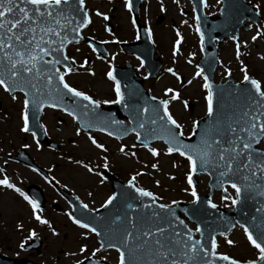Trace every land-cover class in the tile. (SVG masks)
I'll return each instance as SVG.
<instances>
[{
  "label": "rangeland",
  "instance_id": "1",
  "mask_svg": "<svg viewBox=\"0 0 264 264\" xmlns=\"http://www.w3.org/2000/svg\"><path fill=\"white\" fill-rule=\"evenodd\" d=\"M88 4L93 10L91 29L94 30V27L98 29L105 23L104 16H107L113 22V27L120 38L132 37L129 13L125 10L124 0L89 1ZM181 7L184 11H189L181 14ZM215 8L216 0L207 1L206 12L211 13ZM97 12L101 15H97ZM160 12H164L165 19L159 24H155V19ZM142 19H145L146 22L149 21L153 27L159 47L158 55L165 59L166 64L167 62L168 65L174 63L172 69L176 72L172 76L166 71L162 77L155 78L152 81L153 93L169 101V115L180 125L182 135L189 136L194 126L193 122L207 114V102L204 100L206 90L202 88V76H196V70H198L196 57L201 54L195 38L196 34L193 31L195 21L192 18V12L188 4L184 2H174V0H167L163 4L150 2L147 3L143 11ZM173 25H176V29H173ZM173 30H175L174 33ZM256 32H258L256 29L241 31L243 48L240 49L239 59H237L236 53L238 52H235L236 48L233 42L227 41L221 45L219 65L215 72L216 81L224 80L228 73L235 81H242L244 75L248 74L258 81L264 90V35H258L253 42L249 41L255 37L254 33ZM175 35L184 37L183 43L180 44L177 51L171 49L174 38H176ZM188 40L192 49L186 48ZM114 49L118 50L117 47ZM190 54L193 55L190 56ZM172 59H174L173 62ZM94 68L95 75L93 77L72 76L69 78V82L74 83L83 91L89 90L87 93L90 92L89 94L94 97L105 100L110 97L109 86L103 81L100 73L102 68L100 70L97 64ZM179 77L180 79H178ZM167 89L172 91L165 94ZM174 91L180 98L179 100L171 98ZM14 96L15 99L9 95L4 97V94L0 92L2 103L0 108V145L4 146L9 142L14 147L28 145L26 150L31 157L48 169L55 166L52 173L63 184L75 189L79 194L78 198L85 204L91 202L94 207L101 205L110 191L109 188L99 184L102 180L99 175L101 169L109 168L105 165V158L112 162L115 174H120L123 179H126L129 173L135 174L137 185L149 190L160 202L193 201V191L202 194L207 192L208 177L194 175L196 183L194 186L189 185L188 179L191 172L189 161L178 154L177 156L169 155L168 149L161 143L153 144L152 149H155L157 153L155 156L152 155V151H144L138 147L136 152H127L126 148L135 146L130 139L111 141L102 136L92 137L93 134L79 132L75 123L69 118L65 117L61 123L58 122L57 115L59 113L55 114L53 111L47 110L42 119L47 133L61 145V148L54 151L49 150L45 145L36 144L29 139L30 135L27 136L20 130L22 128L21 103L19 98ZM183 100L191 102L192 110L190 105L187 106L189 111L186 109ZM92 140H95L96 144L105 145L106 151L96 147ZM259 146L264 149V140ZM37 182L40 183V181ZM226 191L229 195L228 199H224L219 193H214L211 201L220 206H231V201L236 198V193L230 188H226ZM4 192L6 191L0 190V246L4 248L5 240V244H11L16 249L20 230L15 229V226L22 225L25 219H28V214L19 207L17 199L12 195L4 194ZM51 216L58 222V217L54 214ZM60 221V225L63 226L62 221L64 220L61 218ZM4 225L8 227L7 230H4ZM60 231L68 232V243L72 244L68 247L74 252L78 251L80 243L86 242L83 238L78 237L77 229L75 230L68 224L61 227ZM229 240L233 243L229 244L227 242ZM217 241V250L233 258L251 260L257 257L255 247L246 239L244 230L241 228H236L226 237L218 238ZM60 243V239L50 237L48 251L58 249ZM63 258L65 259V257Z\"/></svg>",
  "mask_w": 264,
  "mask_h": 264
},
{
  "label": "water",
  "instance_id": "2",
  "mask_svg": "<svg viewBox=\"0 0 264 264\" xmlns=\"http://www.w3.org/2000/svg\"><path fill=\"white\" fill-rule=\"evenodd\" d=\"M69 4L70 9L65 10L67 20H60V25H64V27H60V25H57L55 21H53L52 27L58 30L55 34L50 33L48 36L44 37V39L55 41V43L52 44L53 48L60 49L69 38L76 39L80 29L85 26L79 27V24L83 23V13L86 12L80 8V0H69ZM58 7L64 10V6ZM53 15H55V13H53ZM223 19H229L230 21L216 23L214 28L218 33H224L225 31L233 32L234 28L236 29L239 25V22H234L227 16H224ZM69 25H71V27ZM76 29H78V32ZM61 35L67 37L62 45L59 39ZM61 51L58 53L61 54ZM51 55H54V53H51L50 56ZM208 80L210 85L209 89L212 92L213 115L197 124V130L193 137L189 139H179L176 137L177 143H169L170 132L175 133V130L174 126L168 124L164 116V106L155 99L145 98L140 90H133L129 93L122 87L121 93L124 100L118 107H112L107 111L110 112L111 115L105 116V113L99 109V107H94L89 104L85 105L79 102L76 103L75 109L69 110V112L73 113L84 128H100L103 124H107L110 128L109 132L116 136H123L128 132V129H125L124 133L119 132L120 127L118 126L121 117L126 116L133 121V125L136 127L135 130L140 137L138 141L147 145V143L152 140L162 139L173 149H179V151H183L188 157L191 156L195 171L199 172L205 170L211 175H215L223 169L216 168L211 162L202 165L201 159L198 158L197 153L194 152L193 149H203L202 140L204 139H207L209 142L217 139L218 130L223 132L228 123L241 113L244 106L248 103V93L245 92V89H248L253 97H255V92L251 88L249 82L232 84L228 81L223 84L214 85L212 84L211 76H209ZM44 81H47L46 77L39 79L37 85ZM55 83L56 79L52 81V85H55ZM16 88H20V86L17 85ZM24 91H27L28 95H30L28 107L30 113L33 115H38L42 105L50 104L53 100L58 98L56 92L47 95L45 99L38 98V92L36 93L37 88L32 89L31 87L25 86ZM256 99L259 98L256 97ZM130 109L131 115L129 113ZM153 120L156 122L152 123ZM113 121H116V123H113ZM150 130L152 131L150 132ZM181 145L184 147H181ZM243 175V173L241 175L229 174L226 175V179L223 180V182H229L230 184L236 183L242 188L243 195L237 204H235L234 211H219L210 207L207 201L208 197L199 198L198 201L192 205H177L175 207L161 208L160 205L152 201V198L139 196L137 192L131 193L129 198L117 193L109 203V205L114 206V210H112V208L108 213L102 212L100 214L94 213L85 215L83 216L82 222L89 224L90 227H94L100 234V239L103 242L108 245L111 243L119 247L125 254V264H149V261L152 260V256L149 255L146 250L147 246L137 249L138 244H144L143 237L139 240L137 237L146 229L154 231L157 226L164 227L167 235L172 236L174 233L178 234V238L181 242H187L186 247L183 249V252L187 255L177 257L178 261H183L187 258L188 264H193V259L191 257L198 251V248L194 246L193 242L200 240L201 245L204 246L207 251V255L200 253L199 256L195 257L197 262L210 261L211 264H229V261L222 260L219 256H214L212 254V240L214 235L217 233H227L236 222L248 228L253 239H257V226L264 223V214L261 210L262 207H264V194L263 197H261V191L257 186L244 190V185L248 183V181L242 179ZM250 180H256V177H250ZM262 186L263 183L260 184L261 190ZM178 210L183 211L190 220L196 222L201 228L200 237L198 239L192 238L191 242L187 241L189 231L180 223L181 220L177 218ZM128 233L132 235L129 237L128 244L125 245L123 243V238ZM156 237H159V233L156 234ZM148 239L152 241L154 237H149ZM189 249H192V251L189 252ZM255 264H264V260Z\"/></svg>",
  "mask_w": 264,
  "mask_h": 264
},
{
  "label": "snow or ice",
  "instance_id": "3",
  "mask_svg": "<svg viewBox=\"0 0 264 264\" xmlns=\"http://www.w3.org/2000/svg\"><path fill=\"white\" fill-rule=\"evenodd\" d=\"M200 3L203 4L204 0H200ZM217 3H220V0H217ZM58 6H64V10ZM125 7L130 8L128 0H125ZM80 8H83V0H80ZM69 9V0H0V87L4 88L5 92L15 91L17 85L20 86L22 91L25 86L35 89L38 87L37 81L42 77H46L47 84H45L44 87L49 89V94L52 92H56L58 95L60 94L59 90L52 86V81L58 79L60 85H62V87L73 97L87 101L89 105H93L94 107H99L101 103L100 101L94 100L85 93L70 87L65 83L63 74L59 73V71H53L55 66L61 63L60 59H45V57L49 56L51 53L62 50V47L60 49L53 48L52 44L55 43V41L44 39V37L48 36L50 33H56L58 29L52 27V22L55 21L57 25H60L61 19L67 20L65 10ZM53 13H55V15H53ZM97 15L101 14L97 12ZM104 19L107 20L108 17L104 16ZM87 23H89L88 14L85 12L83 13V23H80L79 27H83ZM69 26L71 27V25ZM60 27H64V25H60ZM76 30L78 32V29ZM59 39L62 45L67 37L61 35ZM253 39H256V37H253ZM177 43H179V41H177ZM64 59L66 60L67 57L65 56ZM141 64H143V61H141ZM69 71L70 69L65 67L64 73L66 74ZM167 71L172 72V69H167ZM241 71H243V69H241ZM106 75L109 80H114L111 70H109ZM173 75H175V73H173ZM197 75H199V73H197ZM244 81L250 83L251 88L255 92V97L252 96L248 89H245V92L248 93V103L244 106L241 113L228 123L223 132L218 130L217 139L212 142L204 139L202 140L204 146L203 149L196 148L193 149V151L196 152L198 158L201 159L202 165L211 162L216 168H222L223 170L219 173L221 177H225L229 174L241 175L243 173L244 175L242 176V179L248 181V183L244 185V190H247L251 187L257 186L255 180H250V177H257V173H260V176L264 177V151L254 147V145L258 144L261 140H264V91H261V86L258 81L250 79L246 74L244 75ZM203 86L206 89L210 88L207 79ZM170 91L172 90L167 89L165 94ZM114 92L115 99L104 100L103 103L121 104L124 97L121 93L119 83L115 84ZM24 94L25 97L28 96L27 91H25ZM256 97L259 99H256ZM171 98L176 100L178 96L174 94ZM13 99H15V96H13ZM205 100L207 101V114L212 116L214 109L211 91L208 92ZM28 103L29 101L25 99V107L28 106ZM160 103L165 106L164 116L167 117L168 124L177 129L180 128V125L177 124V122L168 114L167 105L169 101L162 100ZM68 115L73 116V119H76L72 112H68ZM23 119L24 126L20 130L22 132H27L29 130L28 119L27 117H23ZM155 122V120L152 121V123ZM113 123H116V121H113ZM193 123L195 125L196 122ZM178 135H182V133L170 132L169 143H177L176 137ZM33 136L35 137V133H33ZM89 139H91V137H89ZM92 143L98 148L102 147L101 145L96 144L95 140H92ZM24 147H28V145H24ZM181 147L184 146L181 145ZM174 150L179 149H173L172 147L168 148L169 153ZM121 151H123V148H121ZM151 151L153 156L157 155L155 149H151ZM180 155L184 156L185 153L180 151ZM188 159L191 166L192 157L189 156ZM153 167H155V165H153ZM88 170L92 171L91 169ZM188 182L189 185L192 184L191 173ZM0 185H4L9 189L14 187L7 178L0 180ZM128 186H132L131 180L129 181ZM231 187L235 189L236 192V199L232 200V204L235 205L241 199L243 191L236 183H232ZM15 191L19 192L20 195L32 205L35 219L41 224H48V221L35 215V201L30 200L23 192H20V189H15ZM136 192L142 197L152 196V193L143 189L137 188ZM114 196L115 194L109 196L102 207L108 205L113 200ZM192 196L194 198L193 202H195V191L192 192ZM209 206L215 207V205H212L211 203H209ZM82 207L86 208L87 206L82 205ZM160 207L164 208L166 206L160 205ZM69 219H72L74 224H78L81 228H85L89 232H96V229L90 227L87 223H81L80 220L73 219L71 216ZM180 223L183 224V221ZM241 227L244 228V234L249 243L258 249V259L264 260V246H262L264 245V223L257 226V239H253V236L249 234L248 228L243 225H241ZM196 231L200 232L201 228L197 226ZM157 233H159V237H156ZM52 234L56 235L55 231H53ZM131 235V233H128L124 236L123 243L125 245L128 244ZM33 236H35V233L30 231L29 239ZM141 237H143L144 244H138L137 249L147 246L146 250L149 255L152 256V260L149 261V264H188L187 258L183 261H178L177 259V257L181 255H187L183 252L187 242H181L178 238V234L174 233L172 236H169L166 234V229L164 227L157 226L154 231L146 229L141 232L137 239L139 240ZM149 237H154V239L149 241ZM187 241H192V235L190 233L187 236ZM227 242L229 244L233 243L231 240ZM193 244L198 248V251H196L193 257H191L193 259V264H211L210 261L197 262L195 260V257L199 256L200 253L207 255V251L205 247L201 245L200 240L194 241ZM20 247L21 249L25 247L23 241L21 242ZM103 247L104 245H101V248ZM108 247H114L117 253H119L117 264H125L124 252L111 243H109ZM215 248L216 241L213 239V253L215 252ZM99 250L100 249L94 250L93 255ZM191 251L192 249H189V252ZM80 252H85V248L81 247ZM219 258L229 261V264H238L235 260H229V257L227 256H220ZM76 264H81V262L76 261ZM248 264H255V262L249 261Z\"/></svg>",
  "mask_w": 264,
  "mask_h": 264
},
{
  "label": "flooded vegetation",
  "instance_id": "4",
  "mask_svg": "<svg viewBox=\"0 0 264 264\" xmlns=\"http://www.w3.org/2000/svg\"><path fill=\"white\" fill-rule=\"evenodd\" d=\"M86 34H89L88 31L86 32ZM11 149H12L11 144L4 145V150L7 152V153H4V176H9L10 179L13 180L14 185L17 188H20L24 191L25 190L28 191V188H30V187H34V189L38 190L35 187V183H34L33 179H29V182H27L26 178H24L23 175H24L25 170L27 169V171L29 170L30 173H32L33 175L35 174L34 176L39 178L40 181H42L41 176L37 175L36 173H33L34 171L30 170V168H27V167L19 164L18 162L12 160V156H13V153L15 151L12 152ZM47 176L49 177L48 174H47ZM37 178H35V179L38 180ZM44 184L45 185H43V186L46 189L43 193H45L47 198L49 195H51V197L57 195L53 185L50 182H48V183L45 182ZM46 185H50V186H46ZM5 191L6 192H4V194L9 195V191L8 190H5ZM44 206H45V204H44ZM52 206H53V204H52ZM48 208H49V205H48ZM44 209L46 211L47 208L44 207ZM44 245H45V243H44ZM43 253L49 254L50 252L48 251V248H45L43 250Z\"/></svg>",
  "mask_w": 264,
  "mask_h": 264
}]
</instances>
